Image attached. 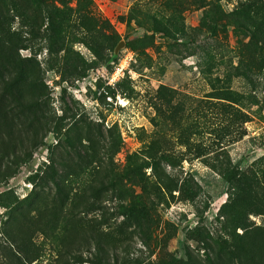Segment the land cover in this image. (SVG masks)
Here are the masks:
<instances>
[{"label":"rangeland","instance_id":"1","mask_svg":"<svg viewBox=\"0 0 264 264\" xmlns=\"http://www.w3.org/2000/svg\"><path fill=\"white\" fill-rule=\"evenodd\" d=\"M0 264H264V0H0Z\"/></svg>","mask_w":264,"mask_h":264}]
</instances>
